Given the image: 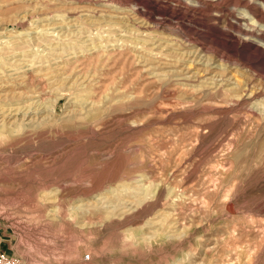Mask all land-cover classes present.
Instances as JSON below:
<instances>
[{
	"label": "rangeland",
	"instance_id": "374dc122",
	"mask_svg": "<svg viewBox=\"0 0 264 264\" xmlns=\"http://www.w3.org/2000/svg\"><path fill=\"white\" fill-rule=\"evenodd\" d=\"M255 2L0 0V247L264 264Z\"/></svg>",
	"mask_w": 264,
	"mask_h": 264
},
{
	"label": "built area",
	"instance_id": "2783aa9c",
	"mask_svg": "<svg viewBox=\"0 0 264 264\" xmlns=\"http://www.w3.org/2000/svg\"><path fill=\"white\" fill-rule=\"evenodd\" d=\"M86 258H90V255H85ZM0 264H20L18 259L10 254L8 251L3 250L0 247Z\"/></svg>",
	"mask_w": 264,
	"mask_h": 264
},
{
	"label": "bare ground",
	"instance_id": "6f19581e",
	"mask_svg": "<svg viewBox=\"0 0 264 264\" xmlns=\"http://www.w3.org/2000/svg\"><path fill=\"white\" fill-rule=\"evenodd\" d=\"M250 1V0H249ZM253 2H254V4L256 3L255 1H259V3H261L260 1H262L263 3H264V0H252ZM219 2V1H218ZM243 2V1H242ZM247 3V2H246ZM249 3V2H248ZM240 4V3H239ZM239 4H237L236 3V5H239ZM243 5V4H242ZM249 4H245L244 6H245V8L246 7H250V6H248ZM253 5V4H252ZM256 5V4H255ZM253 8V7H252ZM256 8V7H255ZM254 11V10H253ZM251 12V11H250ZM256 12V11H255ZM262 12H264V9H263V11H261L259 14H258V19L257 20H260V21H262V22H264V13H262ZM245 18V17H244ZM254 19V18H253ZM247 21V20H246ZM249 23V22H248ZM253 27V26H252ZM257 28H260V27H257ZM246 30V29H245ZM248 32V31H247ZM249 32H251V31H249ZM244 33V32H243ZM257 34H259L258 32H257ZM263 34V33H262ZM250 35V34H249ZM246 36H248V34L246 35ZM264 39V38H263ZM255 40V39H254ZM3 42V41H2ZM262 42V41H261Z\"/></svg>",
	"mask_w": 264,
	"mask_h": 264
}]
</instances>
